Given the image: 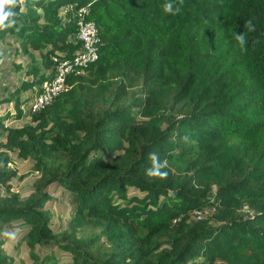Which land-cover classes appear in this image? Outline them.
Segmentation results:
<instances>
[{
  "label": "trees",
  "instance_id": "trees-1",
  "mask_svg": "<svg viewBox=\"0 0 264 264\" xmlns=\"http://www.w3.org/2000/svg\"><path fill=\"white\" fill-rule=\"evenodd\" d=\"M13 11L0 39L13 35L28 61L13 63L24 76L0 98L13 108L0 113V264H264V0H24ZM79 19L97 29L96 59L25 120L21 91L48 77L52 54L73 55ZM12 152L36 172L24 198ZM150 153L167 178L146 174ZM59 198L68 215L55 228ZM9 224L29 262L5 252Z\"/></svg>",
  "mask_w": 264,
  "mask_h": 264
},
{
  "label": "rangeland",
  "instance_id": "rangeland-1",
  "mask_svg": "<svg viewBox=\"0 0 264 264\" xmlns=\"http://www.w3.org/2000/svg\"><path fill=\"white\" fill-rule=\"evenodd\" d=\"M14 48L19 49V46L17 43H15L14 36L8 34L3 39H0V98L7 95V92L11 90L15 85L19 83L18 75L24 76L23 70L15 71L12 69L13 63L16 62H22L23 65L26 64L27 57L25 54H22L19 50L16 55H13L12 51ZM130 95L133 93L139 92V87L135 86L132 87L130 90ZM4 105H8L7 109H13L12 104H1L0 103V110H4ZM24 109H26L25 106H23ZM25 113V111H24ZM25 120L29 117L27 115H24L23 117ZM11 155V165L16 169L17 174L21 175L20 178H13L11 180L12 183V189L16 190L21 198H24L28 192L31 190V181L36 176L35 170L31 168V161L30 159H22L18 156H16L15 153H10ZM1 188V187H0ZM2 189V188H1ZM50 189L52 190V186H50ZM58 194V192H56ZM51 205L50 202L48 204ZM69 207L71 205L69 204ZM68 205L60 198L59 201H54L52 206L49 208V214H50V223L54 225L55 228H62L65 218L68 215ZM212 210L210 206H205L201 212V214L209 213V211ZM61 212V216H57V214ZM191 217L196 218L193 212H191ZM5 228V234H4V249L5 252L11 255L19 254V249L21 248V255L26 262H29L28 256H27V249L24 246L23 242L17 241L19 238V233L21 232V227H15L9 225H4ZM90 230V229H89ZM93 231H96V229H93ZM37 249L41 251V248L37 246Z\"/></svg>",
  "mask_w": 264,
  "mask_h": 264
},
{
  "label": "built area",
  "instance_id": "built-area-1",
  "mask_svg": "<svg viewBox=\"0 0 264 264\" xmlns=\"http://www.w3.org/2000/svg\"><path fill=\"white\" fill-rule=\"evenodd\" d=\"M76 24L74 41L79 42L78 48L74 50L71 56H62L63 54L60 53L51 55L53 64L47 71L48 77L34 85L33 93L22 105L27 116L50 103L54 96L69 86L66 79L67 74H83L84 67L96 59L99 36L93 21L79 19ZM192 212L198 218L201 216L202 210L194 209Z\"/></svg>",
  "mask_w": 264,
  "mask_h": 264
},
{
  "label": "clouds",
  "instance_id": "clouds-1",
  "mask_svg": "<svg viewBox=\"0 0 264 264\" xmlns=\"http://www.w3.org/2000/svg\"><path fill=\"white\" fill-rule=\"evenodd\" d=\"M24 0H0V29L8 28L15 24V20L12 19L16 13L13 11V8L17 6L18 3H23ZM7 9V10H6ZM164 11L171 13L173 15L177 14L180 11L179 7L174 9L173 4L167 3L164 5ZM247 28L249 31H254V25L251 20L247 22ZM235 40L238 42L241 51H246V39L243 34H237ZM150 159L152 160V166L147 169L146 174L149 177H155L160 179L167 178L168 173L162 171L161 169L168 167L167 160L161 162L155 153H150Z\"/></svg>",
  "mask_w": 264,
  "mask_h": 264
},
{
  "label": "crops",
  "instance_id": "crops-1",
  "mask_svg": "<svg viewBox=\"0 0 264 264\" xmlns=\"http://www.w3.org/2000/svg\"><path fill=\"white\" fill-rule=\"evenodd\" d=\"M15 43H17L16 41H15ZM33 54L35 55V56H37V51H33ZM48 71V69H45V73ZM22 78H23V76H21ZM19 75H18V78H19V81H20V78H21ZM34 89V87L33 88H30V89H27V90H24V91H21V93H20V96L21 97H29L28 95H31L32 93H33V90ZM1 104H8V103H1ZM11 104V103H10ZM7 106L8 105H4V108H7ZM0 113H1V110H0ZM50 186H52V190L50 189V187H49V189H50V192L53 194V195H59L60 193H61V191H60V188H55V186L52 184V185H50ZM56 192H58V194H56ZM62 198H65V197H62ZM61 198V199H62ZM60 199V198H59ZM59 199H55V200H52L51 201V205L49 206V208L52 206V204H53V202L54 201H59ZM64 201V200H63ZM65 202V201H64ZM59 215H61V212H59L58 214H57V216H59ZM15 228V227H14ZM20 234H21V232L19 233V236H20ZM3 247H4V245H3ZM21 253V248L19 249V254H17V256H20V257H22V255L20 254Z\"/></svg>",
  "mask_w": 264,
  "mask_h": 264
}]
</instances>
